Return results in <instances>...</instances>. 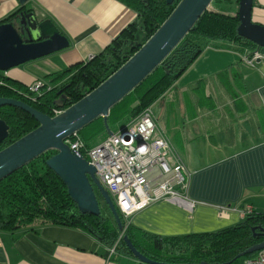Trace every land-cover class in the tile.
<instances>
[{
    "label": "crops",
    "instance_id": "1",
    "mask_svg": "<svg viewBox=\"0 0 264 264\" xmlns=\"http://www.w3.org/2000/svg\"><path fill=\"white\" fill-rule=\"evenodd\" d=\"M26 3L34 20L49 19L69 45L1 71L25 86L41 79L49 87L47 74L97 55L137 16L118 0H0V23ZM252 18L264 24V0H253ZM250 54L236 42L208 40L149 105L184 165L183 193L193 205L157 200L127 223L171 236L215 231L243 220L249 210L264 211V55L253 60ZM33 228L0 230V264L137 263L81 229Z\"/></svg>",
    "mask_w": 264,
    "mask_h": 264
},
{
    "label": "trees",
    "instance_id": "2",
    "mask_svg": "<svg viewBox=\"0 0 264 264\" xmlns=\"http://www.w3.org/2000/svg\"><path fill=\"white\" fill-rule=\"evenodd\" d=\"M118 1L136 12V20L123 28L100 53L47 74L45 78L50 86L44 85L34 100L20 93L27 91V85L4 76L0 71V96L20 99L50 116L53 109L67 108L119 68L155 32L179 0L171 3L166 0ZM30 10L26 3L1 22L17 21L22 12ZM237 25L236 12L230 14L206 8L169 54L110 107L107 126L110 128L111 124L132 119L151 105L191 65L210 39L233 41L242 50L250 53L257 50L264 55V47L257 48L256 44L237 34ZM0 119L8 126L0 149L38 125L30 114L11 105L0 106ZM77 134L86 147L92 146L107 135L103 117L94 118ZM53 153L54 149L46 150L0 179V230L36 231L33 227L45 224L78 228L118 254L135 259L123 239L126 235L145 257L175 264H240L243 257L257 251L237 257L239 253L264 242V211L249 210L243 220L215 231L171 236L149 233L127 223L115 208L117 220L97 189L99 214L82 212L68 194L62 179L45 163ZM136 264L152 263L137 260Z\"/></svg>",
    "mask_w": 264,
    "mask_h": 264
},
{
    "label": "water",
    "instance_id": "3",
    "mask_svg": "<svg viewBox=\"0 0 264 264\" xmlns=\"http://www.w3.org/2000/svg\"><path fill=\"white\" fill-rule=\"evenodd\" d=\"M19 1L24 3L26 0ZM166 1L171 3L173 0ZM210 1L179 0L155 32L119 68L57 115L43 113L20 99L0 96V106L18 107L38 122L34 129L0 149V179L46 150L54 149L55 153L45 163L62 179L78 209L99 214L94 185L118 220L108 192L95 176V167L84 156L72 152L63 140L98 116L103 117L106 131L111 134L106 123L110 107L140 83L169 54L192 28ZM252 7L253 0H238L236 31L239 36L256 44L257 48L264 47V24L252 20ZM30 16L32 14L29 12H22L17 21L0 23V71H7L69 45L66 36L49 19L37 21ZM7 131V124L0 119V144L7 136ZM123 239L138 261L175 264L153 261L137 251L126 235ZM262 248L264 242L255 244L237 257Z\"/></svg>",
    "mask_w": 264,
    "mask_h": 264
},
{
    "label": "built area",
    "instance_id": "4",
    "mask_svg": "<svg viewBox=\"0 0 264 264\" xmlns=\"http://www.w3.org/2000/svg\"><path fill=\"white\" fill-rule=\"evenodd\" d=\"M261 56L257 50L250 54L253 60ZM44 85L43 80L35 79L27 85L26 92H19L34 100ZM60 112L53 109L52 116ZM121 125L122 129L107 133L90 147L84 145L77 131L63 141L95 167L96 178L124 218L163 199L192 207L193 202L183 193L187 186L184 165L157 125L150 106ZM240 264H264V248L243 257Z\"/></svg>",
    "mask_w": 264,
    "mask_h": 264
},
{
    "label": "rangeland",
    "instance_id": "5",
    "mask_svg": "<svg viewBox=\"0 0 264 264\" xmlns=\"http://www.w3.org/2000/svg\"><path fill=\"white\" fill-rule=\"evenodd\" d=\"M207 8L212 9V10L223 11V12H226V13L233 14V13H235L237 11L238 2L236 3L234 0H211L210 3L208 4ZM252 20H253V18H252ZM127 121L128 120H124V121H121V122H117L115 124H111L110 128L108 127V129L111 130L112 132L113 131H117L119 129V126L121 124L126 123ZM104 137H102V138H104ZM99 140H97V142ZM97 142H94L92 144H95Z\"/></svg>",
    "mask_w": 264,
    "mask_h": 264
},
{
    "label": "flooded vegetation",
    "instance_id": "6",
    "mask_svg": "<svg viewBox=\"0 0 264 264\" xmlns=\"http://www.w3.org/2000/svg\"><path fill=\"white\" fill-rule=\"evenodd\" d=\"M93 190L95 191V193H96V188H95V186L93 185Z\"/></svg>",
    "mask_w": 264,
    "mask_h": 264
},
{
    "label": "bare ground",
    "instance_id": "7",
    "mask_svg": "<svg viewBox=\"0 0 264 264\" xmlns=\"http://www.w3.org/2000/svg\"><path fill=\"white\" fill-rule=\"evenodd\" d=\"M254 19H256L255 17H254ZM258 19V18H257Z\"/></svg>",
    "mask_w": 264,
    "mask_h": 264
}]
</instances>
